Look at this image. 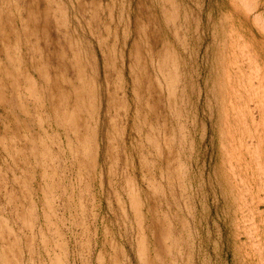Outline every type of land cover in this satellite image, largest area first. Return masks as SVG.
Masks as SVG:
<instances>
[{
    "label": "rangeland",
    "instance_id": "1",
    "mask_svg": "<svg viewBox=\"0 0 264 264\" xmlns=\"http://www.w3.org/2000/svg\"><path fill=\"white\" fill-rule=\"evenodd\" d=\"M0 264H264V0H0Z\"/></svg>",
    "mask_w": 264,
    "mask_h": 264
}]
</instances>
